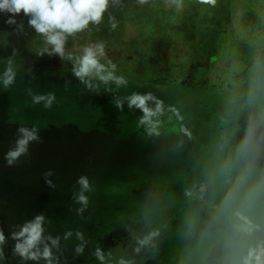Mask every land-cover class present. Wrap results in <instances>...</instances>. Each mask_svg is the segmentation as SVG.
<instances>
[{
	"label": "rangeland",
	"instance_id": "1",
	"mask_svg": "<svg viewBox=\"0 0 264 264\" xmlns=\"http://www.w3.org/2000/svg\"><path fill=\"white\" fill-rule=\"evenodd\" d=\"M11 15L0 12V74L17 53L15 83L0 84V229L6 237L0 264H45L15 255L11 238L39 214L45 235L60 237L53 249L59 264H226L230 252L264 237L236 233L235 209L218 207L247 162L253 178L264 172V141L255 159L233 155L249 119L259 123L264 113V0H182L179 10L171 0H110L103 22L66 45L79 54L87 44H105L102 62L115 63L128 85L93 81L98 92L74 77L71 62L38 56L42 41L29 17H14L24 26L18 32L5 23ZM109 16L118 22L114 31ZM29 88L55 93L53 107L33 104ZM133 92L163 101L154 118L158 134L137 126L142 113L126 99L123 111L115 107ZM21 126H37L40 141L8 166L4 157ZM49 171L54 188L45 182ZM81 176L93 190L78 213ZM244 221L264 225V204L247 209ZM77 231L86 241L81 255ZM66 232L73 233L67 240ZM150 232L158 235L137 252L138 240ZM97 248L103 261L93 254Z\"/></svg>",
	"mask_w": 264,
	"mask_h": 264
},
{
	"label": "clouds",
	"instance_id": "2",
	"mask_svg": "<svg viewBox=\"0 0 264 264\" xmlns=\"http://www.w3.org/2000/svg\"><path fill=\"white\" fill-rule=\"evenodd\" d=\"M138 2L145 4L148 3V0H138ZM171 2L176 4L177 10L182 7V0H171ZM200 2L215 4V0H200ZM109 6L110 0H0V12L12 14L5 23L10 26L16 25L18 32H23L24 26L22 22L18 23L14 17L20 13L29 17V27L35 30L42 41V46L37 50L38 56L55 55L62 61L71 62V71L74 77L87 89L97 92L99 84H94L93 81H99L104 85L114 83L119 88L126 87L128 80L125 76L116 74L117 65L111 60H107L106 63L102 62L106 56L103 42L87 44L79 50V54L66 51V45L69 37H76L77 34L88 30L90 25H100ZM109 23L111 29L116 30L118 22L114 17L109 16ZM16 54L14 49L12 56L7 59V66L0 74V84L4 89H9L16 81L17 72L13 59ZM27 92L31 96L33 104H42L45 109H51L56 100L53 92L34 94L31 88L27 89ZM125 99L130 110L138 109L142 113L137 121V126H146L150 135L158 134V121L154 118L162 113L163 101L152 92H133L125 98L116 99L115 107L123 111ZM150 103H154L155 106H150ZM38 130L37 126H33L31 129L25 126L18 128L15 146L4 157L8 166L14 165L21 156L28 154L30 142L40 141ZM262 141H264V113H261L259 123L255 119H249L243 136L235 146L233 155L237 160L255 159L258 144ZM231 168L230 157L224 165V170L230 171ZM51 175L50 171L44 174L45 182L54 188L55 185L52 184V181L47 179ZM78 183L80 192L76 196V202L81 207L77 209V212L83 213L89 204V197L86 193L93 189L86 176H81ZM185 194L192 196L194 193L189 190ZM258 203L264 204V172H261L258 178H253L252 164L247 162L243 170L236 175L232 188L226 193L218 207L225 209L233 207L235 209L233 213L234 231L251 238L255 232L264 233V225H253L244 221L247 209ZM72 235V232H66L64 239L67 240ZM157 235V232H150L139 239L140 247H137L136 251L139 252L141 247L149 245ZM75 236L81 241L76 246L75 253L81 255L84 252L86 241L80 231H77ZM11 238L16 241L13 253L24 261L43 259L45 264H53L55 260L56 264H59V259L54 256L53 249H59L60 237L53 238L51 235H45V216L43 214L36 215L34 219L26 221L23 225H18L17 230L11 233ZM5 243L6 237L3 230L0 229V261L5 259L3 249ZM93 254L100 261L105 258L99 248ZM119 264H131V262L121 259ZM226 264H264V237L250 239L239 252H230Z\"/></svg>",
	"mask_w": 264,
	"mask_h": 264
}]
</instances>
